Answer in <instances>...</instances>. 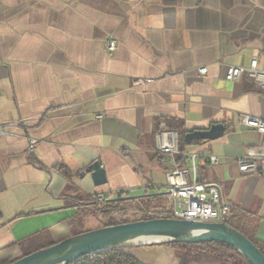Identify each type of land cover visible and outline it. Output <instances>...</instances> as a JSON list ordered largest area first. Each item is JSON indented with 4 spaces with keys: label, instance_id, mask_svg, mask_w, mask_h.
<instances>
[{
    "label": "crops",
    "instance_id": "1",
    "mask_svg": "<svg viewBox=\"0 0 264 264\" xmlns=\"http://www.w3.org/2000/svg\"><path fill=\"white\" fill-rule=\"evenodd\" d=\"M254 58L264 65V0H0V126H18L0 136V264L66 238L99 194L162 199L152 209L168 211L166 175L183 154L157 150L161 133L180 147L166 121L224 125L183 156L197 154L198 180L219 184L264 244V162L248 174L238 165L264 147L240 124L264 118V93L246 74L225 78ZM96 161L99 187L87 173Z\"/></svg>",
    "mask_w": 264,
    "mask_h": 264
},
{
    "label": "water",
    "instance_id": "2",
    "mask_svg": "<svg viewBox=\"0 0 264 264\" xmlns=\"http://www.w3.org/2000/svg\"><path fill=\"white\" fill-rule=\"evenodd\" d=\"M223 124H214L209 130L191 131L185 142L214 141L225 135ZM95 186L107 184L105 169L99 161L87 169ZM158 237L159 242H136L138 238ZM220 243L228 245L244 256L250 264H264V253L239 231L226 222L199 223L171 218L137 221L123 225L102 227L63 240L38 250L12 264H70L73 261L105 250L160 244Z\"/></svg>",
    "mask_w": 264,
    "mask_h": 264
},
{
    "label": "built area",
    "instance_id": "3",
    "mask_svg": "<svg viewBox=\"0 0 264 264\" xmlns=\"http://www.w3.org/2000/svg\"><path fill=\"white\" fill-rule=\"evenodd\" d=\"M109 51H114L115 40L107 41ZM200 75L207 73V68L198 70ZM254 79L264 93V65L260 66L259 60L254 58L247 67L229 65L226 67L225 78L228 81H237L243 75ZM240 124L243 127L256 130L264 136V118L254 115H241ZM18 128L17 125H1L0 136L14 135L11 131ZM157 150L172 156L179 155L178 142L171 140L169 134L161 133L157 137ZM190 163L188 167H173L167 172V196L171 210L169 218L199 223H222L231 214V206L223 201L221 187L217 183L204 184L198 180L197 154L189 153ZM259 162H264V147L249 149L238 160L239 170L243 174L256 173ZM218 158L211 155L209 164L214 166ZM111 198L106 195H97L95 205H104Z\"/></svg>",
    "mask_w": 264,
    "mask_h": 264
},
{
    "label": "trees",
    "instance_id": "4",
    "mask_svg": "<svg viewBox=\"0 0 264 264\" xmlns=\"http://www.w3.org/2000/svg\"><path fill=\"white\" fill-rule=\"evenodd\" d=\"M166 127L164 130L169 132H176L179 136L180 152L184 155L185 148L187 146L185 142V136L191 132L186 131L184 128V124L181 121H166ZM180 155L176 158L178 167H188L189 166V157H185ZM62 174L67 175V173L61 170ZM108 197V196H107ZM123 193H119V196L115 199H110L104 205H94L92 209L88 211L89 217L100 218L104 220L106 223L104 227L117 226L128 224L137 221H145L152 219H161V218H169L168 216L163 215H151L144 210H140L141 217L137 220H133L130 218V211L133 206L131 202L125 201ZM91 204H95L92 200L88 201ZM80 219V215L69 223V225H73L74 227L78 226V222ZM230 227L239 231L244 236H246L251 242H253L257 248L264 253V244L260 242L256 238V226L245 219V217L238 212L231 211L230 217L225 221ZM69 232L68 236L64 239H61L57 242H54L53 246L63 240H66L72 236L81 234H73L76 229H72ZM169 247L173 249H189L196 248L198 250L199 257L211 258L217 264H250L248 260L242 256L237 250L234 248L220 243H200V244H185V243H172L167 244ZM48 246V247H50ZM47 248V247H46ZM132 248H115L110 250H105L102 252H96L84 257H81L70 264H147L140 261L132 252ZM18 259H10L2 264H12ZM212 264V263H211Z\"/></svg>",
    "mask_w": 264,
    "mask_h": 264
},
{
    "label": "rangeland",
    "instance_id": "5",
    "mask_svg": "<svg viewBox=\"0 0 264 264\" xmlns=\"http://www.w3.org/2000/svg\"><path fill=\"white\" fill-rule=\"evenodd\" d=\"M163 202L162 199H152L150 201L143 199L141 202H134L132 203L130 218L133 220L140 218V210H144L151 215L161 214L170 217L171 205L169 199L165 205V209L167 208L168 211L160 213L152 209L163 206ZM83 218V214H81L78 229L73 234L93 231L104 227L106 223L100 218L90 217L85 220ZM132 252L139 260L147 264H217L211 258L199 257L198 250L193 247L189 249H173L167 244H160L134 247L132 248Z\"/></svg>",
    "mask_w": 264,
    "mask_h": 264
},
{
    "label": "bare ground",
    "instance_id": "6",
    "mask_svg": "<svg viewBox=\"0 0 264 264\" xmlns=\"http://www.w3.org/2000/svg\"><path fill=\"white\" fill-rule=\"evenodd\" d=\"M161 241L160 238L158 237H143V238H138L136 242H159Z\"/></svg>",
    "mask_w": 264,
    "mask_h": 264
}]
</instances>
